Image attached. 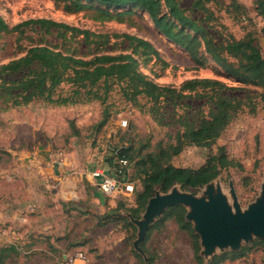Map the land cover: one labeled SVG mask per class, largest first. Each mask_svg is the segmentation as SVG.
<instances>
[{
  "label": "rangeland",
  "instance_id": "obj_1",
  "mask_svg": "<svg viewBox=\"0 0 264 264\" xmlns=\"http://www.w3.org/2000/svg\"><path fill=\"white\" fill-rule=\"evenodd\" d=\"M218 1L217 5L210 4L216 20L207 27L215 39L221 40L229 35L240 38L248 31L253 32L264 56V32L255 11V0H235L245 8V12L238 14L232 6L229 7V0ZM190 2L182 1L186 6ZM65 4L61 0H0V15L10 26L27 19L47 18L110 36L128 33L144 38L158 50L159 58L152 57L141 65V70L158 84L178 87L188 79L212 78L221 84L237 85L226 77L203 49L201 51L207 62L195 64L184 49L170 43L157 31L147 14H136L124 22L96 20L92 10L70 12L65 9ZM226 9L229 10L226 12ZM193 17L197 18L198 14ZM17 37V33L0 34V63L23 55L33 45L59 47L62 43L60 38L54 34L45 35L38 27L26 29L18 41ZM78 40L67 39L64 48L70 46L79 50V53L80 49L83 52L85 47L80 46L81 39ZM113 41L110 37L109 42ZM125 46L119 40L114 47L120 50ZM246 88L255 93L253 111L245 107L238 112L210 148L188 145L171 157L175 166L198 167L208 153H216L222 146L228 157L241 163L242 168L229 166L211 182L219 185L230 200L231 185L242 208L258 197L264 181V93L261 97L263 89L254 86ZM185 103L191 106L188 115L197 111L199 105L207 110L201 101L185 100L183 106L165 104L162 114L155 118L150 112L140 111L123 100L116 90L111 92L104 104L94 100L54 105L37 100L24 106L0 110L1 164L12 161L19 152L46 150L57 161L63 160L64 168H68L66 172H72L78 178L75 193H59L58 185L51 187L47 182L38 185L36 193H32L38 206L35 205L34 210L27 215L33 221L37 220L36 227L31 233H23L24 239L15 244L18 249L5 259V263L65 264L67 254L82 250L86 254L84 264H147L143 257L141 262L133 253L132 244L137 228L134 226L135 231L131 233L122 222L115 220L111 208L106 204L112 198L116 203L122 202L125 207L135 204L136 193L141 188L134 163L129 165L128 176L136 187L134 194L129 197L116 195L103 196L104 201L94 199L92 194L95 186L91 184L90 173L96 166L106 165L112 156L111 150L121 144L131 143L141 154H146L156 153L160 148L174 143L176 132L182 130L177 118L186 111ZM106 109L107 116L100 123ZM161 116L162 119L159 118ZM124 120L127 124L122 127L121 122ZM15 184L19 186L21 181L16 179ZM176 185L182 191L196 196L204 195V185L196 189H183L179 184L173 186ZM173 186L166 191L155 188L152 196L156 191L166 193ZM107 213L108 218L104 217ZM159 227L156 225L150 231L146 242V247L154 257L153 264H197L187 233L179 230L171 220ZM242 246L247 250L241 256L226 259L220 264H264V238H253L249 242H242ZM223 251L218 250L216 254Z\"/></svg>",
  "mask_w": 264,
  "mask_h": 264
},
{
  "label": "trees",
  "instance_id": "obj_2",
  "mask_svg": "<svg viewBox=\"0 0 264 264\" xmlns=\"http://www.w3.org/2000/svg\"><path fill=\"white\" fill-rule=\"evenodd\" d=\"M61 1L66 3L64 7L70 12L92 10L96 20L124 22L136 14H147L157 31L170 43L184 49L195 64L207 62L201 51L203 49L226 77L237 84H221L212 78L188 79L178 87L158 84L141 70V65L152 57L159 58L158 50L144 38L128 33L110 36L47 18L27 19L10 26L0 15V34L17 33L16 41L26 29L34 30L36 27L45 35L54 34L62 41L59 47L42 44L30 46L23 55L0 63V110L24 106L37 100L54 105L94 100L104 104L114 90L123 100L140 111L150 112L155 118L162 114L165 104L183 106L185 100H194L207 106L205 111L199 105L198 110L190 116L191 106L185 103L186 111L177 118L182 130L176 132L174 143L160 148L156 153L141 154L131 143L121 144L111 150L112 156L104 164L108 168L107 173L118 182H133L128 176V168L134 163L141 188L136 193L134 205L125 207L119 201L110 209L116 221L122 222L124 227L134 233L135 227L125 213L138 218L155 188L166 191L174 184H179L183 189H196L216 178L229 166L242 168L241 163L228 157L222 146L218 152L208 153L198 167L175 166L171 157L188 145L210 148L238 112L245 107L253 111L255 93L246 87L263 89L260 95L263 97L264 56L253 32L248 31L240 38L229 35L216 40L207 27L216 20L210 4L217 5L218 0H191L187 6L182 3L183 0ZM229 1L228 5L233 7L235 13L245 12L244 6L235 0ZM255 11L264 21V0H255ZM194 14H198V17H193ZM110 37L115 41L110 43ZM71 38L78 42V38L81 39L80 46L85 47L83 52L80 49L79 53V50L70 46L64 48L67 39ZM119 40L123 45L126 44L120 50L114 47ZM107 113V109L104 110V118L100 123L104 122ZM159 118L162 119V116ZM119 159H126L128 164L122 166L115 162ZM135 187L134 183L131 196ZM185 212L186 209L181 205L171 206L150 225L140 244L147 256V264L154 262L153 255L146 247L150 231L156 225L163 227L169 220L188 234L197 264H220L226 259L241 256L247 250L243 246L238 251L225 250L205 261L199 255V237L191 223L185 220ZM104 217L108 218V213ZM17 249L14 244L0 246V264H6L5 259ZM133 253L141 260L137 252L133 250Z\"/></svg>",
  "mask_w": 264,
  "mask_h": 264
},
{
  "label": "water",
  "instance_id": "obj_3",
  "mask_svg": "<svg viewBox=\"0 0 264 264\" xmlns=\"http://www.w3.org/2000/svg\"><path fill=\"white\" fill-rule=\"evenodd\" d=\"M211 181L204 185L203 196L182 191L176 185L166 193L156 191L147 200L138 218L126 214L137 228L133 249L143 257L145 263L146 255L140 244L146 237L148 228L169 207L175 205L186 209L184 218L191 223L193 231L199 237V255L205 260L214 256L218 250L236 251L242 242L264 238V181L258 197L246 208L241 207L231 185L230 200L221 187Z\"/></svg>",
  "mask_w": 264,
  "mask_h": 264
},
{
  "label": "crops",
  "instance_id": "obj_4",
  "mask_svg": "<svg viewBox=\"0 0 264 264\" xmlns=\"http://www.w3.org/2000/svg\"><path fill=\"white\" fill-rule=\"evenodd\" d=\"M258 18L259 24L264 26L262 18L260 16ZM66 170L68 168H64L63 160L57 161V158L46 150L19 152L12 161L0 163V245L20 243L19 240L25 237L23 233L27 231L31 233L36 227L37 220L33 221V218L27 215L34 210L35 205L38 206L32 193H36L40 183L47 182L51 187L58 185L59 193L63 191L75 193L78 178ZM105 170L107 172L108 168L105 167ZM15 178L21 181L19 186H16ZM90 181L94 185L96 180L91 178ZM94 188L95 192L92 194L94 199L104 201L103 195L96 187ZM107 201L106 204L110 208L116 206L113 198Z\"/></svg>",
  "mask_w": 264,
  "mask_h": 264
},
{
  "label": "built area",
  "instance_id": "obj_5",
  "mask_svg": "<svg viewBox=\"0 0 264 264\" xmlns=\"http://www.w3.org/2000/svg\"><path fill=\"white\" fill-rule=\"evenodd\" d=\"M245 19L244 17H242ZM127 122L124 120L121 122V126L125 127ZM115 162L120 163L122 166H126V159H119ZM92 180H96L94 186L96 190L103 196L112 197L115 195H122L129 197L134 191V183L131 181L118 182V180L108 174L105 170V166H96L90 173ZM86 261V254L82 250H77L73 253L67 254L64 259L65 264H84Z\"/></svg>",
  "mask_w": 264,
  "mask_h": 264
}]
</instances>
